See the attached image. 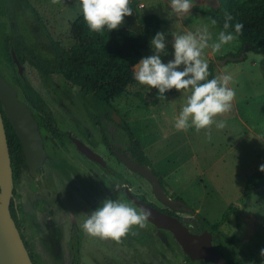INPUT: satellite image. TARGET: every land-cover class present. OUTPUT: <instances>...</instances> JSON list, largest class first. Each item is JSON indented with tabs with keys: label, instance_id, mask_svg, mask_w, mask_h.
Segmentation results:
<instances>
[{
	"label": "rangeland",
	"instance_id": "obj_1",
	"mask_svg": "<svg viewBox=\"0 0 264 264\" xmlns=\"http://www.w3.org/2000/svg\"><path fill=\"white\" fill-rule=\"evenodd\" d=\"M29 1L38 11L49 33L65 48L71 47L73 40L70 24L81 15L79 0ZM140 3L145 4V8L140 9L142 16L156 15L167 21L159 31L166 34L169 55L164 58L165 61L172 58L171 43L174 33L195 32L203 24L209 25L213 38L221 31L212 25L205 15L194 11L196 7H217L220 5L218 0H195L191 13L183 16L182 22L167 18L164 10H167L168 0H141ZM6 12L5 2L0 0V74L18 90L20 98L30 104L17 83L18 69L5 50V39L13 28ZM18 25L26 41L32 46L33 35L25 20L19 18ZM241 53L242 44L238 38L224 46L219 53L205 50L209 65L213 63L216 67V76L230 73L233 77L230 86L234 87L236 95L231 110L215 118L225 121L223 129H217L213 125L209 129L199 131L194 128L186 131L176 130L174 116L182 105L181 93L166 95L165 100L158 99L156 89L149 90L148 86L139 83L129 87L128 92L116 99L113 105L122 123L124 121L129 125L141 144L150 160L151 168L194 212L215 224L222 220L230 206H234L227 222L215 235H222L227 240L233 239L235 245L232 249L237 250L240 257H249L252 264H264V256H261V249H264V202L255 195L244 194L249 177L264 164V54L249 52L243 62L219 64L230 55ZM151 54V50L144 51V57ZM24 74L41 94L56 129L60 132H72L92 147L95 144L101 145L103 140L96 118L101 105L97 100L80 96L60 77L43 79L32 67L25 66ZM139 94L149 104L155 100H158V103L145 104ZM31 109L37 113L34 108ZM113 115L114 113V118ZM122 123L108 122L116 151L129 155L131 152L128 136L118 126ZM59 143L52 132L46 133V147L50 159L46 164L45 175L46 182H51L53 186L34 182L26 169L23 170L20 164L16 165L19 172V202L25 213L38 211L36 202L39 197L46 201L48 210H54L58 215L64 213L66 208L57 206L52 198V194H56L55 190L63 195L59 197L67 201L68 210L73 212L77 223L83 208H90L91 205L92 212L94 205L97 207L107 198H119L137 207L127 196L126 188L135 195L145 193L151 198V188L146 179L131 174L123 163H108L110 171H103L98 169L96 164L86 160L81 163L71 143L65 142L64 148H61ZM99 150L101 154H107L104 148ZM62 158L68 162L62 164L63 169L69 166V162L75 165H72V168L85 165L82 168L86 172L84 178L87 177V184L91 185L86 188H89L91 193L94 191L90 202L79 189H71L70 183L67 186V183H60L58 179L52 180V166L55 165L52 161L61 164ZM116 173L132 180L133 186L122 184ZM92 176L94 177L90 178ZM90 179L94 180L91 182ZM37 184L43 187L38 192L33 188ZM72 191L74 201L71 197ZM151 200L154 201L152 198ZM155 203L160 209H165L164 205ZM182 217L190 225V230L195 232L199 225L194 217L189 213L182 214ZM81 220L84 223L85 219ZM61 221L64 225L71 222V219ZM32 228H27L28 233ZM41 228L43 234L48 237L46 227H38ZM59 228L65 230L64 236ZM59 228L56 227L58 234L63 237L62 241L58 242H61L60 247L53 244L52 240L42 241L39 235L37 242L34 241L33 233L32 236L28 235L30 245L33 246V249H30L36 254L37 264H209L200 261L189 262L174 236L168 231L157 229L147 220L144 228L133 226L119 243L111 239L89 236L83 231V227Z\"/></svg>",
	"mask_w": 264,
	"mask_h": 264
},
{
	"label": "trees",
	"instance_id": "obj_2",
	"mask_svg": "<svg viewBox=\"0 0 264 264\" xmlns=\"http://www.w3.org/2000/svg\"><path fill=\"white\" fill-rule=\"evenodd\" d=\"M218 1L220 5L217 7H196L194 11L205 15L207 18L216 19L217 23L214 26L220 30H223L224 13L225 11L229 12L234 18L232 21L233 25L235 22L244 24L242 33L237 35L242 44V51L248 45L247 53L264 54V0ZM140 2L141 0H130V6L134 9L133 15L125 17L121 27L110 32L107 29L100 32L91 31L84 22L82 15H80L70 24L73 44L69 48H65L49 33L41 16L31 7L27 0H16L15 2L8 0L7 2L8 14L12 22L16 23L18 13L23 10L31 12L37 18V22L32 29V46L28 44L17 26L12 29V33L5 39V50L9 54L10 60L13 62L11 54L13 49L24 68L25 66L32 67L45 80L60 77L67 85L76 90L80 96L84 98L92 97L100 103L101 110L96 113V118L103 144L107 151L105 159L109 163L116 161L122 163L116 156L115 151L117 148L113 144V137L108 124L109 121L116 123L112 117V114L116 111L113 103L116 99L125 95L129 87L138 83L133 77V65L144 57V51L151 50L150 39L156 32L160 31L162 26L167 24L166 20L156 15L142 16L138 8ZM228 31H233L234 33V28H230ZM230 56L239 57L240 54H232ZM215 68L213 63L209 65L211 76H216ZM16 80L22 94L30 103V108L36 110L37 119L46 128L54 127L49 108L38 90L29 83L26 75L21 76L18 74ZM177 93L173 89L168 91L165 96ZM139 97L148 105H156L158 103V100H155L149 104L142 95L139 94ZM6 122V133L12 162L16 166L20 161L24 162V155L11 123L8 120ZM118 126L126 132L129 139V151L131 154H126L139 164L151 167L150 160L129 125L123 121ZM127 170L134 176L143 178L137 172L128 168ZM155 174L170 198L183 201L157 172ZM116 175L122 184L133 186V181L127 179L123 174L116 173ZM146 182L151 188V198L154 201L145 193L138 194V197L159 208L155 202L162 203L153 193L151 183L147 180ZM244 194L246 196L255 195L264 202V173L258 170L249 177ZM164 207L165 209H162L164 212L177 217L188 228L190 225L185 222L182 214L189 213L193 216L199 225L195 233L208 230L214 235L219 233L220 228L227 222L229 213L234 209V206H230L222 220L213 224L197 212L175 211L169 207ZM11 209V213H14V209ZM218 237L222 246L227 250L226 254L222 253V256L230 264H252L249 257L245 256V258H242L237 250L232 249V246L235 245L233 239L227 240L222 235H218ZM30 255L34 264H37L33 255ZM188 260L191 262L189 258ZM201 262L206 263L204 261Z\"/></svg>",
	"mask_w": 264,
	"mask_h": 264
},
{
	"label": "clouds",
	"instance_id": "obj_3",
	"mask_svg": "<svg viewBox=\"0 0 264 264\" xmlns=\"http://www.w3.org/2000/svg\"><path fill=\"white\" fill-rule=\"evenodd\" d=\"M195 0H168L166 16L182 22V17L190 14ZM79 11L88 28L94 32L107 29L116 30L124 23L125 17L132 16L134 9L130 0H79ZM212 25L217 23L214 18H207ZM233 16L225 11L223 30L215 38L208 24L198 30L173 34L171 43V59L164 32H156L150 39L152 54L142 57L133 65V77L140 85L157 90V98L165 100V94L175 89L181 93L182 105L174 116V127L178 131L194 128L197 131L209 129L213 125L217 129L225 127L224 120L216 117L231 110L236 95L233 77L230 73L211 76L205 50L219 53L224 46L230 44L242 33L244 24L235 22ZM234 28L233 31H228ZM211 137L209 136V139ZM264 173V164L259 166ZM83 231L92 237L111 239L119 243L133 226L144 228L150 213L138 209L125 200L104 199L90 213L85 214ZM264 256V249H261Z\"/></svg>",
	"mask_w": 264,
	"mask_h": 264
},
{
	"label": "water",
	"instance_id": "obj_4",
	"mask_svg": "<svg viewBox=\"0 0 264 264\" xmlns=\"http://www.w3.org/2000/svg\"><path fill=\"white\" fill-rule=\"evenodd\" d=\"M247 51L248 45L245 46L239 57L230 56L219 62V64L226 65L228 62H243L246 60ZM12 56L15 65L18 67L19 74L23 76L24 67L21 65L14 50L12 51ZM0 102L3 112L12 123L20 139L30 173L32 176L37 177V171L43 166L47 156L44 150V141L39 131V124L33 117L28 105L20 100L17 89L4 77H0ZM3 112L0 109V264H34L21 232L11 214L10 206L14 198L15 180ZM113 116L116 123H122V119L116 112H114ZM73 141L86 157L107 167L106 161L83 142L76 139ZM116 156L128 169L137 172L151 183L153 193L162 205L175 211L194 212L183 201L174 200L166 194L158 176L151 167L139 164L121 151H117ZM126 192L139 209L147 210L150 213L147 221L159 230L170 232L192 261L229 264L215 249L212 232L205 230L200 234H195L177 217L143 201L132 194L129 189Z\"/></svg>",
	"mask_w": 264,
	"mask_h": 264
},
{
	"label": "flooded vegetation",
	"instance_id": "obj_5",
	"mask_svg": "<svg viewBox=\"0 0 264 264\" xmlns=\"http://www.w3.org/2000/svg\"><path fill=\"white\" fill-rule=\"evenodd\" d=\"M12 1H16V0H12ZM28 1V3L32 6V4L30 3V1L29 0H27ZM4 2H5V6H6V13L8 14V9H7V2H8V0H4ZM32 8L36 11V12H38L33 6H32ZM8 17L10 18V20H11V17L9 16V14H8ZM19 18H23L24 20H25V22H26V24H27V27L30 29L29 31L31 32V34H33V32H32V29H33V25L34 24H36V22H37V18L36 17H34V15L32 14V13H30V12H26V10H23V11H20L19 13H18V15H17V20H16V23H14V22H12V24H13V28L12 29H14L16 26L19 28V25H18V20H19ZM12 21V20H11ZM21 30V29H20ZM11 33H12V31H11ZM21 34H23L22 33V31H21ZM25 37V36H24ZM12 51H13V49L11 50V54H12ZM12 58H13V56H12ZM13 63H14V60H13ZM15 64V63H14ZM16 66V65H15ZM17 67V66H16ZM17 69H18V67H17ZM24 70H25V68H24ZM18 73H19V70H18ZM0 77H2V75L0 76ZM14 87V86H13ZM15 88V87H14ZM18 91V90H17ZM19 94V93H18ZM20 97V96H19ZM20 100L21 101H23L21 98H20ZM24 103H26L25 101H23ZM27 104V103H26ZM28 105V107H29V109H30V111H31V113H32V115H33V117L35 118V120L38 122V124H39V131H40V134H41V136H42V139H43V141H44V150L46 151V159H45V161H44V163H43V166L37 171V177H34V176H32L31 175V173H30V169H29V167H28V165H27V162H26V159H25V155H24V152H23V148H22V145H21V142H20V139H19V137H18V135H17V133H16V138L18 139V141H19V143H20V145H21V150H22V154L24 155V162H19V164H20V166H22V169L24 170V169H26L25 171L26 172H28V175H29V177L34 181V182H36V183H38V182H44V183H42V185L44 186L45 185V183L46 184H48V185H52L51 184V182H46L47 181V177H46V175H45V170H46V164H47V162L49 161V159H50V154H49V151H48V149H47V147H46V133L47 132H52L53 133V135L54 136H56V140L58 141V142H60L59 143V146L61 147V148H64V144H65V142H69V143H71L72 145H73V147L75 148V151L77 152V154H78V156H79V159H81L80 161H81V163H85V160L86 161H88V162H90V163H93V164H96L97 165V167H98V169H101V170H103V171H110L108 168V161H106V154H101L100 153V148L102 149V148H104V151H106V149H105V146H104V144H103V141H102V143H101V145H98V144H95L94 145V147H92V146H90L89 144H87L85 141H83L80 137H78V136H75L72 132H60L58 129H56V127H55V124H54V120H53V125H54V127H48V128H46L45 126H44V124L40 121V120H38L37 118V114L36 113H34L33 111H32V109L30 108V106H29V104H27ZM0 109L2 110V112H3V108H2V105H1V102H0ZM3 117H4V123H5V127L7 126V116L5 115V113L3 112ZM9 121V120H8ZM10 122V121H9ZM11 123V122H10ZM11 125H12V123H11ZM12 127H13V125H12ZM14 129V128H13ZM15 131V130H14ZM74 139H76V140H79V141H81V142H83L88 148H90L91 150H93L95 153H97L102 159H104V161H106V163H107V167H104L101 163H99V162H95V161H93V160H91V159H89L88 157H86L79 149H78V147H77V145L74 143ZM99 151V152H98ZM117 151H115V153H116ZM122 152V151H121ZM125 153V152H124ZM126 154V153H125ZM127 155V154H126ZM128 156V155H127ZM52 162H54V166H52L53 168V177H52V180L53 179H58V181H61L60 183H63V184H66L67 183V186H69L68 185V183H70V187H71V189H74V190H77V189H79L80 191H81V193L83 194V195H85V197H87V199H88V201L91 199V195H93L92 193L94 192H90V189L89 188H86V186L87 187H91V185H88L87 183H88V181L86 180L87 179V177L86 178H84V175H85V173L86 172H84V170L82 169V168H84L85 167V165H79V166H77L76 165V167L75 168H72V165L73 164H71L70 162H69V166H66L65 167V169H63V163H65V164H67L68 162L67 161H65V159H63L62 158V163L61 164H58L56 161H52ZM77 164V163H76ZM12 165H13V162H12ZM73 166H75V165H73ZM82 171H81V170ZM22 170V171H23ZM79 172H78V171ZM94 172H95V170H93ZM13 172H14V180H15V188H14V191H13V193H14V198L12 199V201H11V206H10V209L11 208H13L14 209V213H11L12 214V216H13V218H14V220H15V222H16V224H17V226H18V228H19V230H20V232H21V235H22V238H23V240H24V242H25V244L28 246L27 248H28V250H29V252H30V254H32L33 255V257H34V259L36 258V256L34 255V253L32 252V250L31 249H29V248H31V245H30V242H29V238H30V236H28V235H31L32 236V233L34 234L33 235V238H34V241L36 240V242L37 241H39V238H38V235H39V237H40V239L42 240V241H45V239H47V240H52V242H53V244H55V245H57V247H60V245H61V242L60 243H58L59 242V240H61L62 241V239H63V237L62 236H60L59 234H58V231H57V229H56V227H82V225H83V223H82V220L81 219H86L87 217H86V215L85 214H90L91 213V205H90V208H83V211H82V214H80V219L78 220L79 221V223H77V221H76V217H75V215L73 214V212L71 213V211L70 210H68V203H67V201H65V199H63V197H59V196H63V195H60L58 192H56V190H55V192L54 193H56V194H52V198H53V200H54V202L57 204V206H59V207H64V208H66L67 209V211H66V209H65V212L64 213H59V215L54 211V210H48V208H49V206H47V203H46V201L44 200V199H41L40 197L38 198V200H37V202H36V204H37V207H36V210H38V211H35V210H31V212H27V213H25L24 211L25 210H23V207L21 206V204H20V202H19V191H18V178H17V174L19 173L18 172V168H16V166L15 165H13ZM84 172V173H83ZM88 175V174H87ZM117 176V175H116ZM94 176H92V177H90V178H93ZM119 178V177H118ZM46 179V180H45ZM68 180L70 181V182H68ZM94 179H90V181L92 182ZM121 182V181H120ZM48 185H46V186H48ZM125 185H127V184H125ZM53 186V185H52ZM127 186H129V185H127ZM35 190H37V192L40 190V189H42L43 187L40 185V184H37V185H35V187H33ZM127 189H129V188H126L125 189V192H126V190ZM87 190V191H86ZM130 190V189H129ZM130 192H131V190H130ZM70 193V192H69ZM73 191H72V200L74 201V196H73ZM91 193V194H90ZM132 193V192H131ZM133 194V193H132ZM71 195V194H70ZM135 195V194H134ZM127 196H128V194H127ZM136 196H138V195H136ZM129 197V196H128ZM129 199H130V197H129ZM131 200V199H130ZM90 202V201H89ZM43 204H45V205H43ZM83 205V204H82ZM93 207H95L96 208V206L94 205ZM21 209L23 210V211H21ZM11 211H12V209H11ZM22 214H25V216L23 217V215ZM58 217H61V218H58ZM83 217V218H82ZM59 219H61V220H65V219H71V222H66L64 225L62 224L63 222L60 220L59 221ZM24 223H25V225H26V227H24L25 225H24ZM28 227H33L30 231H29V233H28V230H27V228ZM38 227H46V230H47V232H48V237H46V235H44L43 234V230H42V228L41 229H38ZM27 230V232H26V230ZM59 230H60V228H59ZM61 231V234H63V236H64V234H65V230H60ZM191 232H193L192 230H190ZM202 232H204V231H202ZM202 232H200V233H202ZM193 233H195V232H193ZM200 233H195V234H200ZM35 235H37V236H35ZM59 236V237H58ZM52 245V244H51ZM213 245H214V247H215V249L219 252V251H221V252H219L221 255H222V253H224V254H226V248L224 247V246H222V244L220 243V240H219V237L218 236H216V235H214L213 234ZM53 247V246H52ZM31 250V251H30ZM185 253V252H184ZM186 254V253H185ZM187 255V254H186ZM187 258H189V256L187 255ZM190 259V258H189ZM226 259V258H225ZM191 260V259H190ZM227 260V259H226ZM35 261H36V259H35ZM228 261V260H227ZM190 262V261H189ZM191 262H192V260H191ZM201 262V261H200ZM36 263H37V261H36ZM228 263H229V261H228ZM209 264H212V263H209ZM230 264V263H229Z\"/></svg>",
	"mask_w": 264,
	"mask_h": 264
},
{
	"label": "built area",
	"instance_id": "obj_6",
	"mask_svg": "<svg viewBox=\"0 0 264 264\" xmlns=\"http://www.w3.org/2000/svg\"><path fill=\"white\" fill-rule=\"evenodd\" d=\"M144 7H145V5L142 4V3H140L139 6H138L139 9H142V8H144Z\"/></svg>",
	"mask_w": 264,
	"mask_h": 264
},
{
	"label": "crops",
	"instance_id": "obj_7",
	"mask_svg": "<svg viewBox=\"0 0 264 264\" xmlns=\"http://www.w3.org/2000/svg\"><path fill=\"white\" fill-rule=\"evenodd\" d=\"M142 4H144V3H142ZM145 5V4H144ZM145 8V7H144ZM30 249V248H29ZM31 249H33V246L31 247ZM31 251V250H30ZM34 253V252H33ZM34 255L36 256V254L34 253Z\"/></svg>",
	"mask_w": 264,
	"mask_h": 264
}]
</instances>
